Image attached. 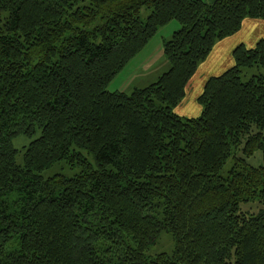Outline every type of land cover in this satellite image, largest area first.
Instances as JSON below:
<instances>
[{
	"label": "trees",
	"instance_id": "trees-1",
	"mask_svg": "<svg viewBox=\"0 0 264 264\" xmlns=\"http://www.w3.org/2000/svg\"><path fill=\"white\" fill-rule=\"evenodd\" d=\"M247 19L264 0H0V264H264V38L205 82L199 116L174 112ZM173 20L168 69L108 91ZM232 145L263 165L221 177ZM57 164L75 174L41 176ZM164 233L171 254L147 255Z\"/></svg>",
	"mask_w": 264,
	"mask_h": 264
},
{
	"label": "rangeland",
	"instance_id": "rangeland-1",
	"mask_svg": "<svg viewBox=\"0 0 264 264\" xmlns=\"http://www.w3.org/2000/svg\"><path fill=\"white\" fill-rule=\"evenodd\" d=\"M5 15L7 16V13H5ZM149 15H150L149 10L142 9L140 12V20L143 23H145ZM170 23H174L175 25H177V28H178L177 30L181 28L180 24L175 20L171 21ZM169 25L170 24L168 23L166 26L159 29L158 32L154 35V37L149 41V46H148L149 48H147L148 50H145V52L139 53L122 69L121 72H119L115 76L112 82H110V84L107 86L108 91H114L117 89L121 90V88H123L124 86L128 88V86L132 84L131 81L133 79L135 78L137 79L138 77H144V74H141L139 71L141 70V68H143L145 63L150 58H154L155 60H158V62H161L162 54L159 52L158 47L162 44L163 38L168 39L169 37L167 36H170L172 32H174L169 27ZM247 29H252V27L250 28L247 27L243 31H241L237 36H234L236 37L234 40V44L237 45L239 42H245L247 46H250L249 42H251L252 39L256 38L258 41L264 38V28L263 27H257V26L254 27L253 28L254 33H251L249 35L247 33L248 31ZM167 39H164V40H167ZM250 48H253V47H250ZM227 64L228 63L226 62V60H224V63L219 67V70H220L219 74H222L226 69L230 68V67H226ZM243 71H244V74L241 75L242 82H246L250 79L252 75L258 74V72L255 69L243 70ZM153 72L154 70L150 71L149 74ZM150 80L152 79L144 81V83H140L139 86H147L146 84H148V82H151ZM198 107L200 106L198 105ZM29 142H30V139L23 137V136L14 138L12 140V145L14 146V148L20 151L18 155L16 156V160H15L16 164L19 166L23 165V152L25 150L24 147L28 146ZM242 163H244L247 167L257 168V167L262 166L263 159H262L261 151L257 150L254 152L253 155L247 156L243 152V145H240V146L232 145L231 155L226 161L225 165L223 166L220 172V176L223 178H226L229 174V171H231L234 168V166H237V165L241 166ZM236 170H239V168H236ZM55 174L72 176L73 174H75V170L70 169L67 165L64 166L61 164H57V165H54L52 168L47 169L44 172H42L41 176L44 179H47L49 177L54 176ZM258 206H259L258 204H253V203L252 204H242L240 208H241V211L244 213L248 212V213L255 214ZM172 249H173L172 239L170 235L164 233L161 235L157 243L154 246L150 247L149 251L147 252V255L154 256L155 254H158V253L171 254Z\"/></svg>",
	"mask_w": 264,
	"mask_h": 264
},
{
	"label": "crops",
	"instance_id": "crops-1",
	"mask_svg": "<svg viewBox=\"0 0 264 264\" xmlns=\"http://www.w3.org/2000/svg\"><path fill=\"white\" fill-rule=\"evenodd\" d=\"M213 1L214 0H204V2H206V3H212ZM169 24H170L169 27L172 29V31H174V32L177 31V29H178L177 25H175L174 23H169ZM256 26L264 28V22L259 21V20L247 19L242 23L241 29L236 34H234L233 36L228 37L226 39L220 40L214 45L209 56L202 63H200L198 65L195 74L193 75V77L188 82V84L185 88V96L182 99V101L180 102V104L174 110V112L178 116H180V117L183 116L185 118H190V117L195 118V117L200 115L201 107H198L197 98L201 94L205 82L210 77L220 75L219 74L220 73L219 67L224 63V60H226V62L228 63L226 67H231L233 65L232 53H233L234 48L238 44H244L246 47H249V48L253 47L255 45V43L257 42L256 38L252 39V41L249 42L250 46H247V44H245V42H239L236 45V44H234V40L236 38L234 36H237L241 31H243L247 27L248 28L252 27V29H247L248 35L251 33H254L253 28ZM172 34H173V32H172ZM171 35L167 36V37L170 38ZM164 39H167V38H163L162 43H163ZM148 46H149V42L141 52H145V50H148L147 49V48H149ZM158 49H159V52L162 54L161 62H158V60H155L154 58H150L145 63L143 68H141V70L139 71L141 74H144V77H138L137 79L136 78L133 79L131 81L132 84H130V86H128V88L126 86H124L123 88H121V90L117 89L114 91L130 92L135 87L143 88L145 86H139L140 83H144V81L152 79V80H150L151 82H148V84H150V83L154 82L158 78V76H160L163 72H165L168 69V63L164 59L163 53L161 51L162 44L158 47ZM152 70H154V72L149 74V72ZM148 84H146V85H148Z\"/></svg>",
	"mask_w": 264,
	"mask_h": 264
}]
</instances>
